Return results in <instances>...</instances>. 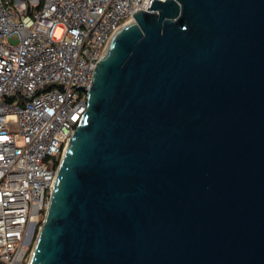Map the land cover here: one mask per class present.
<instances>
[{"label":"water","instance_id":"95a60500","mask_svg":"<svg viewBox=\"0 0 264 264\" xmlns=\"http://www.w3.org/2000/svg\"><path fill=\"white\" fill-rule=\"evenodd\" d=\"M97 63L31 264H264V0H154Z\"/></svg>","mask_w":264,"mask_h":264},{"label":"built area","instance_id":"2783aa9c","mask_svg":"<svg viewBox=\"0 0 264 264\" xmlns=\"http://www.w3.org/2000/svg\"><path fill=\"white\" fill-rule=\"evenodd\" d=\"M153 1L0 0V264H31L97 63Z\"/></svg>","mask_w":264,"mask_h":264},{"label":"rangeland","instance_id":"374dc122","mask_svg":"<svg viewBox=\"0 0 264 264\" xmlns=\"http://www.w3.org/2000/svg\"><path fill=\"white\" fill-rule=\"evenodd\" d=\"M60 32H61L60 30H57V31H56V35H57V36L60 35ZM53 160H54V157H49V158H48V162H54Z\"/></svg>","mask_w":264,"mask_h":264}]
</instances>
